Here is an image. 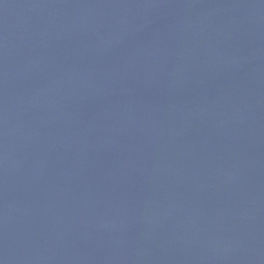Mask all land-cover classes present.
<instances>
[{
    "label": "water",
    "instance_id": "95a60500",
    "mask_svg": "<svg viewBox=\"0 0 264 264\" xmlns=\"http://www.w3.org/2000/svg\"><path fill=\"white\" fill-rule=\"evenodd\" d=\"M0 264H264V0H0Z\"/></svg>",
    "mask_w": 264,
    "mask_h": 264
}]
</instances>
